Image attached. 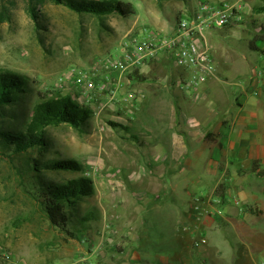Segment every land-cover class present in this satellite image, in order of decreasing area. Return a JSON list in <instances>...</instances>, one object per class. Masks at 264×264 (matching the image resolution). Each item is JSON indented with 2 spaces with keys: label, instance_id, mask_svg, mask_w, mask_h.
<instances>
[{
  "label": "rangeland",
  "instance_id": "1",
  "mask_svg": "<svg viewBox=\"0 0 264 264\" xmlns=\"http://www.w3.org/2000/svg\"><path fill=\"white\" fill-rule=\"evenodd\" d=\"M120 1L131 3L133 11L127 15H106L101 19L79 14L53 0H43L38 4L40 23H37L28 10L29 0H0V72L12 71L23 75L29 87L20 105L13 110L28 122L36 104L54 96H69L81 106L90 108L93 114L87 132L82 133L65 123L47 127L51 146L45 154L47 158L61 156L77 160L82 170L66 175H84L96 181L101 178L107 190L102 200H99L95 189L92 196L79 202L80 213L89 214L91 221L88 228L81 227L74 237L68 231L50 225L35 195L32 176L29 173L22 176L19 171L22 168L21 157L11 159L0 151V264H103V259L113 257V252L123 248V237L129 228L124 223L131 221L134 226L135 222L136 227H132L139 229L140 220L135 219L137 211L129 199L139 201L142 196L139 192L132 194L127 183L133 171H125L128 170L125 167L126 155L132 152L130 160L134 158L136 163H141V160L146 165L155 163L154 156L141 153L146 145L150 147L145 142L146 136H150L151 131L154 134L155 125L151 128L146 125L156 119L158 108L154 96L138 101L137 90L130 100L119 94L110 100L106 91L85 90L75 79L82 73L101 83L113 82L122 76L124 84L121 89L128 94L133 87L128 79H134L133 75L139 72L140 66L121 73L111 63L122 56V49L130 36L144 39L149 31L159 32L157 26L164 18V8L160 0ZM227 1L234 3L232 1L235 0ZM262 27L263 23H248L243 30L242 26L235 24L207 32L206 40L214 56L216 70L222 76L228 70L225 79L230 87L242 85L247 78L251 80L255 76L253 70L260 68L259 55L262 52L253 50L251 42L262 36ZM255 44L261 45L258 41ZM244 56L252 65L247 66L246 61L241 60ZM169 64L174 65V62ZM181 68L187 72L177 83L181 98L189 104L197 99L210 105L211 85L206 83L197 89L184 88L183 81L189 71L183 66ZM233 71L241 74L237 76ZM238 77L241 78L238 80ZM153 82L151 86L155 87L157 80ZM256 96L264 99V86ZM145 102L150 106L152 118L142 110ZM238 109L235 106L234 110ZM6 120L5 124L11 122V118ZM132 135L139 136L141 143ZM148 151L154 152L152 147ZM30 152L41 151L38 148ZM136 152H140L142 159ZM241 160L236 158V161ZM141 165L135 166L136 171ZM63 176L55 177L59 180ZM172 179L168 176L166 181L170 184ZM178 182L182 190L189 186L187 193L193 198L207 195L211 190L208 179L205 183L195 184L187 176ZM123 196H128V202H124ZM169 218L165 214L163 221L158 219L153 223L166 226ZM150 230L156 231V228L151 226ZM83 238L87 240L83 242Z\"/></svg>",
  "mask_w": 264,
  "mask_h": 264
},
{
  "label": "crops",
  "instance_id": "2",
  "mask_svg": "<svg viewBox=\"0 0 264 264\" xmlns=\"http://www.w3.org/2000/svg\"><path fill=\"white\" fill-rule=\"evenodd\" d=\"M204 1L228 2L160 0L164 18L157 26L159 32L173 34L180 18ZM232 2L241 7L243 19L239 25L243 30L248 23L264 25V0ZM256 41L263 46L261 40ZM259 56L261 66H255V76L238 87L226 83L228 70L222 76L217 69L206 82L211 85L210 105L197 99L189 104L181 98L177 83L187 72L168 55L147 60L139 67L147 77L145 81L128 79L133 85L129 91L138 90V101L154 96L157 104L155 122L146 124L150 128L155 125L154 134L151 131L145 138L154 152L148 151L147 145L141 152L154 156L155 163H136L134 158L130 160L132 152L126 155L125 171H133L127 183L132 194L139 192L142 198L132 202L128 196L123 197L137 211L139 229L133 228L135 222L134 226L130 220L124 223L129 228L123 248L103 259V264H264V99L256 96L264 86V54ZM241 60L247 66L251 64L245 56ZM156 80L155 87L151 86ZM118 94L124 99L128 95L124 89ZM145 103L142 110L152 118ZM235 106L239 107L237 111ZM190 116L196 120L191 121ZM136 153L141 158L140 152ZM238 157L242 160L236 161ZM137 164H142L139 171L135 169ZM168 176L173 178L170 184ZM187 176L195 184L208 179L210 192L198 198L189 196V186L182 190L178 182ZM101 180H93L99 200L107 193ZM165 214L170 217L168 225L153 223L163 221ZM151 226L156 231L150 230ZM204 238L206 241H202Z\"/></svg>",
  "mask_w": 264,
  "mask_h": 264
},
{
  "label": "trees",
  "instance_id": "3",
  "mask_svg": "<svg viewBox=\"0 0 264 264\" xmlns=\"http://www.w3.org/2000/svg\"><path fill=\"white\" fill-rule=\"evenodd\" d=\"M42 1L29 0L28 10L37 23H40L38 4ZM53 1L79 14L94 15L101 19L106 15H127L133 11L131 3L120 0ZM262 29V36L251 42V48L264 54V27ZM256 40H261L263 46L255 44ZM133 78L139 81L147 79L138 71L134 73ZM28 88L23 75L12 71L0 72V151L11 159L16 156L21 157L22 168L19 171L22 176L26 173L32 176L35 195L50 225L68 231L76 237L81 227L90 226L88 223L91 221V216L81 214L78 205L81 200L93 195L94 181L84 175L77 177L66 175L69 172L82 170L77 160L61 156L46 157L45 151L51 146L46 129L50 125L65 123L82 133L87 132L93 111L76 103L69 96H54L38 102L30 121L27 122L23 116H17L13 109L20 105L21 98L27 93ZM7 117L11 118V122L5 124ZM113 125L116 124L113 122ZM134 138L139 139L136 135ZM38 148L41 152H30ZM56 175L64 176L58 180Z\"/></svg>",
  "mask_w": 264,
  "mask_h": 264
},
{
  "label": "built area",
  "instance_id": "4",
  "mask_svg": "<svg viewBox=\"0 0 264 264\" xmlns=\"http://www.w3.org/2000/svg\"><path fill=\"white\" fill-rule=\"evenodd\" d=\"M242 19L239 6L226 1H204L192 13L187 12L180 18L175 32L171 35L152 32L144 39H139L136 35L130 36L122 49V56L114 60L111 66L123 73L130 68L142 66L147 60L168 55L189 71L188 77L183 81V87L197 89L217 71L214 56L206 40L207 32L240 24ZM121 77L113 82L97 83L93 78L81 73L75 79L85 90L106 91L110 100H114L124 84ZM134 97L135 92L129 91L126 99ZM82 240L84 242L87 238Z\"/></svg>",
  "mask_w": 264,
  "mask_h": 264
}]
</instances>
